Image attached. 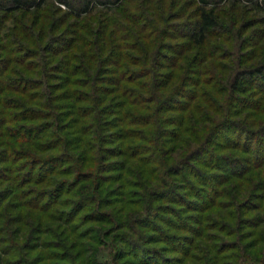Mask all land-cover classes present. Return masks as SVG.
I'll return each mask as SVG.
<instances>
[{
    "label": "rangeland",
    "instance_id": "1",
    "mask_svg": "<svg viewBox=\"0 0 264 264\" xmlns=\"http://www.w3.org/2000/svg\"><path fill=\"white\" fill-rule=\"evenodd\" d=\"M127 3L74 18L55 0L37 11L0 0V264H264V164L245 174L247 164L218 172L201 164L204 155L190 162L182 133L194 117L187 105L208 109L217 83L264 61L260 16L222 6L205 52L188 50L189 29L162 32L143 64L138 18L159 25L183 11L173 23L185 24L194 8ZM148 63L154 75L143 80L137 67ZM147 82L179 109L157 107L160 117H180L155 130L159 154L118 115L134 112L125 102ZM253 86L236 111L249 115L247 128L264 101V82ZM225 144L218 154L242 155ZM260 154L264 162V147Z\"/></svg>",
    "mask_w": 264,
    "mask_h": 264
},
{
    "label": "trees",
    "instance_id": "2",
    "mask_svg": "<svg viewBox=\"0 0 264 264\" xmlns=\"http://www.w3.org/2000/svg\"><path fill=\"white\" fill-rule=\"evenodd\" d=\"M55 1L59 5L65 7V9L69 12V15L74 18L88 16L93 12V10H95V8L99 7L111 8V10L120 11V7L124 3H127V0ZM9 2L17 9L37 11L44 5V3L47 2V0H9ZM160 2L163 5L164 11L168 10L169 12L170 9L166 6L167 0H160ZM191 2V6L194 8V16L189 23H173L184 18L185 12L183 11L179 15H174L175 17H172L173 19L170 20L171 23H165L166 21L163 20V18L159 19L161 22L159 25H157L149 16L143 14L141 18H138L139 21L136 24L137 28L134 27L140 31L134 39L132 38V33L134 32L131 28L129 27L126 29L127 34L135 43V51H137V53L141 56L140 59L138 57L139 61L141 60V62L145 64L144 61L146 58L147 60L149 59L148 57L151 55L152 50L157 51L155 49V45L161 38L160 36L162 32L169 35L168 31L184 32L189 29L190 34L186 39L188 40V50L195 51V56L202 54L208 49V37L210 33L221 29L222 23L220 22L221 19L218 16L217 10H221L220 8L222 6H229V8L234 9L241 6H244V8L250 7L252 11L260 16L258 23L256 22L254 24H261L264 26V0H191ZM128 22L130 26H135V22H133L132 19L130 21L128 20ZM254 24L247 23L244 27L245 32L248 31ZM150 65L151 64L148 63L146 66L137 67L139 68L138 70L140 74H143L139 78H143V80H145L149 76L154 75V68ZM152 65H154L153 62ZM255 80L260 83L264 82V61H257L246 68L234 71L228 77L225 84L217 83L216 89H218L214 90V92H216L215 97H208L206 100L208 109H203L199 102H195L194 105H187L185 111L192 110L190 113H193L194 117H192L189 121L184 120V122H181L182 125L187 122L182 133L186 134L189 141L183 146L186 147L185 157H192L190 162H198L199 156L204 155V163L202 162L201 164L206 168H212V170H217L218 172H224L227 170L226 168L232 170V168L241 167L245 164L251 167L250 170H248V168L243 169L246 171L245 174H249L252 170H260V167L255 168V166L260 163L264 164V162H262L263 158L260 154L264 144L262 142H258L259 144L252 147L249 142H241V139L246 137L247 134H251L254 140L264 137V124L261 123L264 116V111L261 110V106L264 105V101L260 100L257 104H254V108L257 112L250 117L253 119L250 121L251 126L249 128L246 126V124H248L246 120H248L247 118L249 115L244 113L245 109H241L240 112H236L248 103L247 100H245L244 94L247 92L246 89H252V86L255 84ZM143 86L144 89L142 93L140 92L138 95L135 94V99L133 101L125 102V105L133 109L135 113H131L128 109V111H120L118 115L120 117H124L127 121L131 120V124L133 126L139 127L142 137L146 139V143L151 145L155 154H159V145L161 144H158L156 137L153 136L155 130L157 129L159 131L161 124H164L165 121L168 125V122H172L173 118L175 119L180 117H160L157 107L162 106L166 108V112L179 109H172L175 104L177 105V101L175 99L172 101L163 99L159 95L160 93L154 91L153 82H147ZM259 87L260 89L262 88L261 85H259ZM260 92L263 93L262 91ZM168 126L165 125V128ZM162 130L165 129L163 128ZM230 135L240 137V140L237 141L236 139L235 141H232V137H229ZM224 143H226L225 145H230L226 149L235 150L236 152H240L242 155L231 157L218 154V150H222L221 147H223ZM262 164L259 166H263ZM233 171L239 172L240 170ZM233 174L232 176L241 178L239 177V173Z\"/></svg>",
    "mask_w": 264,
    "mask_h": 264
}]
</instances>
